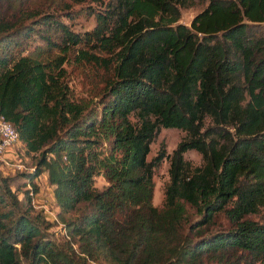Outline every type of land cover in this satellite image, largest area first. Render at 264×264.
I'll use <instances>...</instances> for the list:
<instances>
[{
    "label": "trees",
    "instance_id": "16d2710c",
    "mask_svg": "<svg viewBox=\"0 0 264 264\" xmlns=\"http://www.w3.org/2000/svg\"><path fill=\"white\" fill-rule=\"evenodd\" d=\"M90 1L104 6L78 11L95 19L78 32L30 0H0V116L39 155L21 182L0 173V264L264 263V0H208L188 25L177 20L191 0ZM71 50L110 67L96 106L69 97ZM160 127L184 135L147 160ZM189 149L199 164L184 158ZM165 157L157 207L152 173ZM42 170L62 242L46 235L54 222L42 210L31 212L25 180ZM97 173L110 183L96 188ZM185 204L201 214L196 224L222 212L232 225L183 234Z\"/></svg>",
    "mask_w": 264,
    "mask_h": 264
},
{
    "label": "rangeland",
    "instance_id": "374dc122",
    "mask_svg": "<svg viewBox=\"0 0 264 264\" xmlns=\"http://www.w3.org/2000/svg\"><path fill=\"white\" fill-rule=\"evenodd\" d=\"M106 0H102L104 3ZM208 0H191L186 6L180 8V15L177 22L189 24L191 17L201 10ZM22 4H24L22 2ZM86 4H94L95 7H102L97 2L90 0H30L27 8H39L44 11L54 12L63 23L73 31L82 32L90 29L95 22L92 14H81L78 11L86 10ZM27 6V3H26ZM67 10H72L75 17L69 18L65 15ZM264 30V21L262 24ZM32 46L29 45V48ZM99 56L107 57L106 52L95 51ZM67 60L62 64L64 68L63 80L67 84L69 97L74 102L85 104L88 107L96 106L99 97L103 91L105 81L110 77V67L103 66L100 62H95L92 59H79L74 50L66 54ZM184 135V131L175 127H160L149 143V151L146 159H150L159 147H163L167 156L174 148L177 141ZM102 150H107L108 147L102 146ZM6 156L10 161L21 162L22 169H15L12 165H1L0 173L12 178L13 183L21 182V176L18 172H26L33 170L37 160V152H26L22 142L18 141L12 149L6 151ZM185 159L189 160L193 165L200 163V155L194 149L186 150L183 153ZM168 157L163 158L160 163L153 168L152 173V194L151 202L153 205L160 207L163 202V189L168 180L167 174ZM25 180V179H24ZM110 183V179L102 173H97L93 176V185L100 189ZM25 188L31 191L33 208L31 212L42 210L47 220L53 221L54 224L46 227V235L54 242H62L67 239L62 224L55 221V213L58 210L57 204L52 197L51 188L46 180L45 170H42L39 175L31 180H25ZM16 196L19 200H24L21 191H16ZM187 210L185 221L182 224V232L186 235H197L213 232L219 229H226L232 224L222 212H217L208 223L196 224L201 214L194 207L185 204ZM76 212H69L66 217L72 216ZM248 217L257 218L256 214H250ZM204 264H212L211 256L205 255L202 257ZM242 261V260H241ZM84 264H106L103 260L91 261L87 259ZM252 264H264L259 260H253Z\"/></svg>",
    "mask_w": 264,
    "mask_h": 264
},
{
    "label": "built area",
    "instance_id": "2783aa9c",
    "mask_svg": "<svg viewBox=\"0 0 264 264\" xmlns=\"http://www.w3.org/2000/svg\"><path fill=\"white\" fill-rule=\"evenodd\" d=\"M19 141L16 130L0 116V160L4 165H12L15 169H22L21 162L10 161L6 151L11 149Z\"/></svg>",
    "mask_w": 264,
    "mask_h": 264
}]
</instances>
